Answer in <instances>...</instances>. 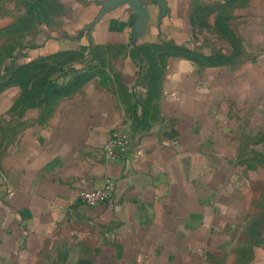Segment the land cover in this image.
Returning a JSON list of instances; mask_svg holds the SVG:
<instances>
[{
	"label": "crops",
	"instance_id": "1",
	"mask_svg": "<svg viewBox=\"0 0 264 264\" xmlns=\"http://www.w3.org/2000/svg\"><path fill=\"white\" fill-rule=\"evenodd\" d=\"M260 219L264 0H0V264H264Z\"/></svg>",
	"mask_w": 264,
	"mask_h": 264
},
{
	"label": "built area",
	"instance_id": "2",
	"mask_svg": "<svg viewBox=\"0 0 264 264\" xmlns=\"http://www.w3.org/2000/svg\"><path fill=\"white\" fill-rule=\"evenodd\" d=\"M129 146L130 139L127 132L124 129L114 131L111 139L103 149L106 161H117L127 153ZM113 187V181L108 180L105 187L102 189L81 193L79 196V203L90 207L102 204L111 198Z\"/></svg>",
	"mask_w": 264,
	"mask_h": 264
},
{
	"label": "rangeland",
	"instance_id": "3",
	"mask_svg": "<svg viewBox=\"0 0 264 264\" xmlns=\"http://www.w3.org/2000/svg\"><path fill=\"white\" fill-rule=\"evenodd\" d=\"M51 10H52V8H51ZM51 13H52V11H51ZM76 63H81V65L88 64V59H85L83 57V55H81V56L67 55V58L63 62H61V64H59V66H57V68H53V71H51V75L56 77L53 79H56L55 81H59V80L60 81L61 80L69 81V79L74 80L75 78L82 76V75H86V74L93 75L87 70L84 71L85 70L84 68L78 69V68L74 67V65H76ZM48 65L50 66V64H48ZM92 73H94V72H92ZM63 83H65V82H63ZM260 222H264V219H260L259 223Z\"/></svg>",
	"mask_w": 264,
	"mask_h": 264
},
{
	"label": "trees",
	"instance_id": "4",
	"mask_svg": "<svg viewBox=\"0 0 264 264\" xmlns=\"http://www.w3.org/2000/svg\"><path fill=\"white\" fill-rule=\"evenodd\" d=\"M89 74L79 76L63 86H57L52 81H46V78L40 82L39 93H47L51 96L70 94L77 90L82 84L89 80ZM42 83V84H41Z\"/></svg>",
	"mask_w": 264,
	"mask_h": 264
}]
</instances>
